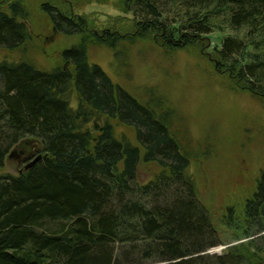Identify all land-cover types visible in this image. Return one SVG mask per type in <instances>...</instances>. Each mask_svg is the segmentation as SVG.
I'll return each mask as SVG.
<instances>
[{
	"label": "trees",
	"instance_id": "1",
	"mask_svg": "<svg viewBox=\"0 0 264 264\" xmlns=\"http://www.w3.org/2000/svg\"><path fill=\"white\" fill-rule=\"evenodd\" d=\"M120 4L117 14L131 22L127 35L88 33L82 19L42 3L57 33L80 35L63 51L65 65L44 71L22 58L0 62V168L20 141L42 145L31 168L0 177V264H264V182L218 219L247 240L230 247L237 236L225 239L199 201L189 160L167 125L91 64L86 46L207 50L218 33L210 51L216 68L264 96V0ZM27 14L24 0H0V49L28 45ZM229 31L244 35L224 36ZM118 124L133 129L137 145L116 132ZM140 160L158 168L144 184ZM218 246L227 250L209 253Z\"/></svg>",
	"mask_w": 264,
	"mask_h": 264
},
{
	"label": "rangeland",
	"instance_id": "2",
	"mask_svg": "<svg viewBox=\"0 0 264 264\" xmlns=\"http://www.w3.org/2000/svg\"><path fill=\"white\" fill-rule=\"evenodd\" d=\"M42 3L72 21L82 19L88 33H129L131 22L117 14L122 11L120 0H24L28 19L23 22L31 40L24 50L0 49V62L22 58L44 71L65 65L62 53L77 45L80 35L57 33L41 12ZM243 33L229 31L224 36L241 39ZM210 38L207 50L194 47L180 52H169L151 42L119 41L113 48L86 46L91 64L99 65L115 84L167 125L189 160L199 201L219 227L217 221L225 209L239 207L256 191L258 183L264 182V96L250 93L216 68L210 51L219 45L220 35L214 33ZM116 132L137 145L133 129L118 124ZM22 169L16 159H6L0 177L16 176ZM157 170L156 164L140 160L138 183L148 182ZM219 229L225 239L237 236L238 242L230 247L247 241L240 230ZM226 250L218 246L209 253L221 255Z\"/></svg>",
	"mask_w": 264,
	"mask_h": 264
},
{
	"label": "water",
	"instance_id": "3",
	"mask_svg": "<svg viewBox=\"0 0 264 264\" xmlns=\"http://www.w3.org/2000/svg\"><path fill=\"white\" fill-rule=\"evenodd\" d=\"M42 145L35 139H25L20 141L14 150L8 155V159H16L19 164L24 162L25 157L29 158V162L23 167L24 170L31 168L37 161L41 159Z\"/></svg>",
	"mask_w": 264,
	"mask_h": 264
},
{
	"label": "flooded vegetation",
	"instance_id": "4",
	"mask_svg": "<svg viewBox=\"0 0 264 264\" xmlns=\"http://www.w3.org/2000/svg\"><path fill=\"white\" fill-rule=\"evenodd\" d=\"M29 158L25 157L23 164H25L26 162H29V160H28Z\"/></svg>",
	"mask_w": 264,
	"mask_h": 264
}]
</instances>
